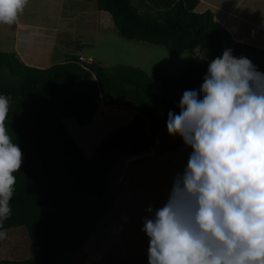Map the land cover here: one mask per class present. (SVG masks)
<instances>
[{"label":"trees","instance_id":"1","mask_svg":"<svg viewBox=\"0 0 264 264\" xmlns=\"http://www.w3.org/2000/svg\"><path fill=\"white\" fill-rule=\"evenodd\" d=\"M199 0H96L119 35L163 45L171 56L192 53L178 76L159 68L103 66L73 56L46 67L24 63L15 52L0 51V95L9 101L6 127L23 154L4 229H26L33 255L0 259V264H69L113 200L108 173L118 156L124 161L147 152L166 127L169 111L179 113L185 90H198L209 63L232 49L264 73V48L238 41ZM112 27V26H109ZM200 51V54L197 53ZM99 105H126L131 121L109 131L86 157L63 118L80 125L92 121ZM124 165V162L121 164Z\"/></svg>","mask_w":264,"mask_h":264},{"label":"clouds","instance_id":"2","mask_svg":"<svg viewBox=\"0 0 264 264\" xmlns=\"http://www.w3.org/2000/svg\"><path fill=\"white\" fill-rule=\"evenodd\" d=\"M27 3L0 0V24L16 23ZM178 108L168 113L167 132L192 151L167 202L143 218L148 264H264V73L225 49ZM8 113L0 95V240L23 162Z\"/></svg>","mask_w":264,"mask_h":264},{"label":"rangeland","instance_id":"3","mask_svg":"<svg viewBox=\"0 0 264 264\" xmlns=\"http://www.w3.org/2000/svg\"><path fill=\"white\" fill-rule=\"evenodd\" d=\"M61 2L62 0H28L17 21L32 27H44L47 24L51 30L56 27ZM216 13L219 15V11ZM259 13L264 14V8ZM16 25L17 22L12 25L0 24V51L13 52L15 44L24 43ZM109 26L110 24L107 28L95 29L85 34L88 37L90 35L93 43L81 44L72 53L90 55L95 63L103 66L130 65L139 67L148 74L159 68L171 76H178L193 56L188 50L179 56H171L163 45L125 39L117 33L113 24L112 27ZM60 29H63L62 23ZM247 29L253 30L251 26ZM51 32L49 31L50 34ZM256 32L258 34L255 37L259 42V38H264V32ZM28 40L35 44L33 51L43 50L36 47L40 40ZM49 44L45 40L44 48L47 51ZM197 53L200 54V51L197 50ZM0 78L16 82L5 69H0ZM134 113L133 108L126 105H99L88 124L80 125L73 117L63 118V122L83 154L90 157L104 136L109 131L128 124ZM191 151V147L186 146L180 136H170L164 127L149 151L126 158L125 161L123 156H118L107 179V187L113 194V200L84 241L82 254H76L69 264H148L150 238L142 231L143 218H151L152 214L147 212L150 206L154 212L167 202L176 176L182 174L187 167ZM123 162L124 165H121ZM6 232V238L0 240V259L21 260L33 255L24 227L9 228Z\"/></svg>","mask_w":264,"mask_h":264},{"label":"crops","instance_id":"4","mask_svg":"<svg viewBox=\"0 0 264 264\" xmlns=\"http://www.w3.org/2000/svg\"><path fill=\"white\" fill-rule=\"evenodd\" d=\"M207 8L236 40L264 47V38H259L257 42L258 38L255 37L258 34L256 31L264 32V14L259 13L264 8V0H244V2L243 0H199L195 11H203ZM216 11H219V15ZM57 19L56 27L51 30L47 24H44V27H32L30 24L17 21L16 29L22 34L21 39L24 43L15 44L13 52L24 63L37 67H46L55 61L76 55L94 62L90 55L84 56L80 52L72 53V51L78 50L81 44L93 43L90 35L88 37L85 34L95 29L107 28L109 24L111 26L113 21L110 14L98 9L96 0H62ZM248 26L253 30L247 29ZM113 27L115 28L114 24ZM49 31H52L51 34ZM29 38L40 40V43H36V47L43 50L33 51L35 44L30 43ZM45 40L50 42L47 46L48 51L44 48Z\"/></svg>","mask_w":264,"mask_h":264},{"label":"bare ground","instance_id":"5","mask_svg":"<svg viewBox=\"0 0 264 264\" xmlns=\"http://www.w3.org/2000/svg\"><path fill=\"white\" fill-rule=\"evenodd\" d=\"M151 149V148H150ZM131 157H133V156H131Z\"/></svg>","mask_w":264,"mask_h":264}]
</instances>
